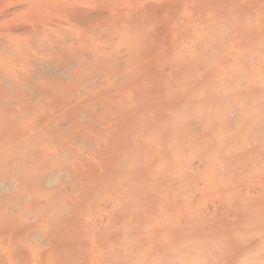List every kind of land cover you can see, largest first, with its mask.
<instances>
[{"label": "rangeland", "instance_id": "1", "mask_svg": "<svg viewBox=\"0 0 264 264\" xmlns=\"http://www.w3.org/2000/svg\"><path fill=\"white\" fill-rule=\"evenodd\" d=\"M87 30L90 32L86 33ZM111 30L126 31V35L120 31L115 36ZM91 34L102 36L94 44L97 48L93 49V44L89 47L94 56L102 60L107 54L113 60L121 56L117 59L122 61L118 64L121 67L115 65L116 69L112 65L116 73L106 60L97 61L94 57L95 67L91 61L93 68L90 66L83 75L86 81L91 80L87 89L78 90L67 83L71 88L64 86L60 76L59 79L51 76L49 81L38 76L41 72L32 57L54 60L58 46L68 47L78 38L90 39ZM120 34L127 37L122 39L124 42L120 41ZM103 38L106 43H102ZM40 40L48 48H42ZM53 40L66 41L56 46L58 41ZM110 41L114 44H109ZM50 44L54 46H50L54 54V50H49ZM100 47H104V54H100ZM44 48L49 51L45 56L40 55ZM34 53L35 57H31ZM5 75L11 77H6V81L13 79L26 89L34 88L31 83L45 81L44 90L41 83L37 86L39 104L35 106L37 101H31L26 106L31 107L32 113L24 106L30 116L23 113L18 117L17 111L5 105V94L8 97L9 93H1L9 90V86H0L7 88L4 91L1 88L0 103L8 113L15 111L12 118H19L17 123L5 119L8 113L5 120L0 117V121L3 119L0 132L8 131L11 124L7 123L22 128L27 124L32 127L34 121V126L38 127L41 121L42 126L48 124L51 131L57 130L59 125L55 128L52 125L80 103L83 104L79 107L91 110V117L80 126L67 125V133L65 127L61 128L68 144L60 137L62 146H57L60 139L57 135L54 137L58 141L51 139L50 144L41 138L45 146L39 145L45 151L39 153L41 160L35 166L42 169L45 161L58 168L61 161L56 155L62 153L59 149L64 144L72 145L69 139L78 135L71 142H74L72 151L70 146L65 147L69 152L62 148L66 163L62 160L59 167L72 172H66V180L61 177L62 184L38 190L32 179L30 188L26 184L28 179L26 182L19 179L21 187L17 185V190L0 195V264H264V0H0L1 85L5 83ZM94 76L99 80L106 78L97 83L92 80ZM52 77L54 81L50 83ZM56 79L64 85L60 83L58 87ZM48 83L56 94L65 87L76 92L73 97L78 90L81 94L73 97L78 104L72 100L75 103L72 106L70 97L65 95L57 100L59 95L49 94ZM9 84L11 87L13 81ZM14 86L9 98L20 99L18 104L10 99L5 101H10L15 109L23 106V96L30 97L25 103L38 96L30 95L28 90L23 92L26 95L18 93L22 86L15 91ZM61 91L63 94L65 90ZM43 103L49 104L45 111L48 104ZM20 109L19 112L25 111L23 107ZM92 113L100 114L96 116L98 120L103 117L98 123L100 128ZM21 117L32 122L28 120L30 123L22 125ZM105 120L111 126L116 123L111 129L120 128L123 138L133 134L136 125L135 137L120 139L118 133L111 131L109 136L116 138L109 141V136L106 139L97 130L110 133ZM90 121L96 125L91 127ZM86 130L93 132L95 139ZM143 130L145 133H140ZM20 134L15 136L18 139L23 136L21 139L25 140V135ZM82 134L93 139L88 141ZM137 137L140 142L134 144L139 139L133 138ZM88 142L91 146L86 148ZM38 143L34 141L31 145L39 148ZM94 144L105 146L111 153L101 149L99 152L105 153L106 158L96 159L93 152L97 154L96 150L102 146L92 148ZM119 146H123L121 150L128 148L129 153L122 151V154L120 148L117 151ZM75 147L79 152L75 153ZM154 155L157 161L152 159L156 158ZM119 159L132 166L133 161L139 160L144 167L139 168L137 163L131 171L122 173L123 167L115 172ZM71 160H76L79 167ZM94 169L98 172L92 173ZM154 169L159 171L154 173ZM1 175L8 173L1 170ZM30 230L38 231L39 235L28 237ZM37 242L42 244L38 246Z\"/></svg>", "mask_w": 264, "mask_h": 264}, {"label": "bare ground", "instance_id": "2", "mask_svg": "<svg viewBox=\"0 0 264 264\" xmlns=\"http://www.w3.org/2000/svg\"><path fill=\"white\" fill-rule=\"evenodd\" d=\"M93 31H94V29H93ZM97 32H101V31H99V30H96ZM106 31V30H105ZM104 31V32H105ZM121 32H122V34H124V35H126V31L124 32V31H122V30H120ZM120 31H118V32H116V30H115V33L117 34H119V33H121ZM86 33L88 32V30L87 31H85ZM89 32H90V30H89ZM88 32V33H89ZM107 32V31H106ZM124 32V33H123ZM83 33V32H82ZM111 33H112V35H114L115 33H114V30H111ZM85 34V33H84ZM115 34V36H117ZM122 34H120V35H122ZM91 35H93V36H91V38L89 39V38H86V37H84V38H81V39H77V41H76V43L75 44H73V43H71L68 47L66 46V47H62V46H58L57 47V52H55V50L54 49H52V50H54L53 51V54H54V52L56 53V58L53 60H51L50 58H49V60H47V61H44V60H40V59H37L38 57H36V59L35 58H33L32 56H34L35 57V53H34V55H31V57H32V59L35 61V63H36V66H37V68H39L40 69V74H38L39 72H37L36 70V74H38V76H41V77H44L45 78V80L46 81H49L48 79L51 77V76H56V78L58 77V76H60V78H63L64 80H62L61 79V81H63V83L65 84H63L61 81H58L57 79H59V78H57L56 79V81H57V86L59 87V85L58 84H63L64 86H66L67 84H72L71 86L72 87H74V88H77L78 90H81L80 88H86L87 87V85L88 84H91L90 82H91V80H88V81H86V79H83V75L84 74H86V72L88 71L89 72V69H90V66L92 67V65H94V60H93V58L94 57H96V60L98 61L99 59H101V58H97V55L96 56H94V53H93V50L91 51L90 50V48L89 47H91V44H93V46H92V48L94 49V46H95V48H97V45H94L97 41H100V39L102 38V36L101 35H96V36H94V34H91ZM124 35H122L119 39H120V41H122V39H125V38H127V37H125ZM86 36V35H85ZM101 38H100V37ZM119 36V35H118ZM117 38V37H116ZM89 39V40H88ZM113 39V38H112ZM115 39V38H114ZM45 40V39H44ZM44 40L42 41V40H40V41H42V42H40V43H42L43 45L45 44L44 43ZM106 40H108L109 41V38L107 37L106 38ZM117 40H118V38H117ZM116 40V41H117ZM126 40V39H125ZM55 43L58 41V40H53ZM52 41V43L54 44V42ZM63 41V40H62ZM61 41V42H62ZM66 41V40H65ZM65 41H63V42H65ZM105 41V39L103 38V42L102 43H106V42H104ZM113 41V40H112ZM38 42V43H39ZM59 42L60 41H58L57 43H56V46L59 44ZM60 42V43H61ZM115 42V41H114ZM122 42H124V41H122ZM39 43V44H40ZM51 43V44H52ZM88 43V44H87ZM100 43V42H99ZM98 43V45L100 46V44ZM49 45V50L51 49L50 48V46L52 47L53 45ZM86 44H87V48H86ZM97 44V43H96ZM107 44H108V42H107ZM109 44H114L113 42H111L110 41V43ZM108 44V45H109ZM47 45V44H46ZM46 45H44V46H42V48L43 47H45V48H48V45H47V47H46ZM105 45V44H104ZM103 45V46H104ZM40 46H41V44H40ZM54 47V46H53ZM38 48V47H37ZM44 48V51L43 52H41V54L40 55H44L45 56V53L47 54V52H49V51H47V49H45ZM89 48V49H88ZM103 48V49H102ZM99 49H101V51L102 50H104V47H100ZM99 49H98V53H100V51H99ZM41 50H43V49H41ZM45 50H46V52H45ZM52 50H50V51H52ZM97 50V49H96ZM36 51H39V50H36ZM104 51H102L100 54H104L103 53ZM51 53V52H50ZM97 53V52H96ZM95 53V54H96ZM97 53V54H98ZM107 54V53H106ZM113 54V53H112ZM99 55V54H98ZM114 55V54H113ZM126 55V54H125ZM124 55V56H125ZM100 56V55H99ZM98 56V57H99ZM103 56V55H102ZM107 56H109V57H107ZM118 56H120V55H118ZM105 58L102 60L103 62H105L104 60H106V62L109 64H107L109 67L110 66H112V65H114V67H115V65H117V66H119V67H121L120 65H118V64H120L121 62L120 61H118V60H120L119 58L121 57H117L116 59L114 58V60L113 59H111V57H110V55H106V56H104ZM126 58H127V56H126ZM132 58H133V55H132ZM132 58H131V60H132ZM118 59V60H117ZM30 60V59H29ZM100 60V61H101ZM127 61L128 59H124V61ZM91 61H93V63H92V65L90 64L91 63ZM96 61V62H97ZM99 61V62H100ZM131 62V61H130ZM98 63V62H97ZM96 63V64H97ZM127 63V62H126ZM126 63H124V65L126 64ZM129 63V62H128ZM99 64V63H98ZM97 64V65H98ZM96 65V66H97ZM107 65L105 66V67H107ZM126 65H128V64H126ZM125 65V66H126ZM99 67H100V65H98ZM97 66V67H98ZM103 66V68H105ZM124 66V67H125ZM94 67H95V65H94ZM113 67V66H112ZM114 67H113V69H114ZM127 67V66H126ZM125 67V68H126ZM93 68V67H92ZM91 68V70L92 71H94L95 69H97V68H95V69H92ZM108 68V67H107ZM106 68V69H107ZM116 68V67H115ZM109 69V68H108ZM112 69V70H113ZM117 69V68H116ZM90 70V71H91ZM105 70V69H104ZM120 70H121V68H120ZM106 71V70H105ZM121 71H123V70H121ZM120 71V72H121ZM30 73H33V71H29ZM107 72H110V71H106V73ZM29 73V74H30ZM110 73H112L113 74V72H110ZM114 73H116V70L114 69ZM118 73V75H119V72H117ZM122 73V72H121ZM28 75V74H27ZM33 75V74H32ZM105 75V74H104ZM109 75V74H108ZM114 75V74H113ZM31 77V75H28V77ZM93 76V75H92ZM96 76V75H95ZM94 76V77H95ZM100 76V75H99ZM120 76V75H119ZM6 75H5V83L4 82H2V83H4V85H1V83H0V86H5V87H8L9 86V90L7 89H3V87H0V91L2 92V90H1V88L3 89V91L4 90H6L5 92H3V93H1V94H4V93H9V95H10V93H11V90L12 89H10V88H12V86L13 85H15L14 87H16V89L13 87V89H14V91L15 90H17L18 89V87L20 88V86H22L23 84H18L17 83V81H16V83L19 85L18 87L16 86L17 84L16 83H14L15 81L12 79V81H13V85L10 87V84L9 85H7L8 83H12V81L10 80V79H7V81H8V83H6L7 81H6ZM86 77H87V75H86ZM89 77V76H88ZM87 77V78H88ZM92 78V80H96V82L98 83V81L97 80H99L97 77H95V78ZM104 77L105 76H103V78H102V76H101V80H104ZM121 77H122V75H121ZM2 78V77H1ZM7 78H11V77H7ZM25 78H27V76L25 77ZM43 78V79H44ZM91 78V77H90ZM97 78V79H96ZM106 78V77H105ZM115 78H116V76H114V80H115ZM23 79V78H22ZM22 79L20 80L21 81V83L23 82L22 81ZM32 78H30V80H31ZM1 80H3V79H1ZM35 80V79H34ZM45 80H43L42 82H40L39 81V85H40V83H41V86L40 87H42L43 86V89H41V90H44V81ZM65 80H67V81H69V83L67 82V81H65ZM101 80H99V81H101ZM52 81H54V78L52 77V80L50 79V83L52 82ZM55 81V82H56ZM65 81V82H64ZM36 82H38V80L36 81ZM59 82V83H58ZM103 82V81H102ZM20 83V82H19ZM50 83H48V89H49V87H51L50 86ZM67 83V84H66ZM94 83H95V81H94ZM94 83H93V85H94ZM106 83V82H105ZM28 84H29V82H28ZM28 84H26L27 86H28ZM32 84V86L34 85V88H32L31 86H30V88L29 89H26V88H23V86L21 87V88H23L21 91H19L18 90V93H20V92H24V90H28V92H29V94L31 95V94H33V95H37L38 94V96H36V97H38V98H36V97H34V98H36V100L32 97V99L29 101V102H27V103H25V101L24 100H26V101H28L29 99H30V97L28 98V97H25V96H23L22 98H25V99H22L23 100V102L25 103H23V110L25 109V107L26 106H29V104L31 103V101H37L38 102V99H39V93L38 92H40V90H39V88H37V86H39L37 83H35L36 84V86H35V84H33V83H31ZM47 84V83H46ZM46 84H45V87H46ZM108 84V83H107ZM92 85V84H91ZM67 86H69V85H67ZM96 86V85H95ZM58 87H57V90L59 91V89H58ZM89 87V86H88ZM99 87H101V84L99 85ZM105 87V86H104ZM52 88V87H51ZM49 89L50 90V92H49V94L51 93V95L52 94H55V95H59V96H57L56 98H57V100H58V98H60V100L62 99V97H63V95H65L66 96V98H68V97H70V100H71V103H70V101L69 102H67V107H69L68 105V103H70V104H73L72 106H74V104L75 103H72V100L75 98V96L76 95H78V93H79V91L77 90V94L75 95V96H73L72 97V95H74L75 93H73L74 91H72V90H69V89H67V90H69L70 92H72V94L70 95V94H68V93H70V92H68L66 89H65V87L63 88L62 87V90L64 91V92H66V93H64L63 91H61V92H63V94L62 93H60V91H59V93H54V90L55 89ZM69 88H71L70 86H69ZM74 88H72V89H74ZM107 88V87H106ZM87 89V88H86ZM90 89V88H89ZM93 89H94V87H93ZM96 89H98L97 87H96ZM100 89V88H99ZM98 89V90H99ZM102 89H104V88H102ZM30 90V91H29ZM83 90V89H82ZM98 90H96V93H97V91ZM101 90V89H100ZM108 90H110L109 88H108ZM8 91V92H7ZM10 91V92H9ZM13 91V92H14ZM51 91H53V92H51ZM75 91H76V89H75ZM90 91V90H89ZM107 91V90H106ZM105 91V92H106ZM42 92V91H41ZM56 92V91H55ZM82 92V91H81ZM104 92V91H103ZM102 92V93H103ZM25 93H27L26 91H25ZM25 93H23L24 95H26ZM44 93H45V91H44ZM84 93V92H83ZM82 93V94H83ZM90 93H94V92H90ZM0 94V95H1ZM29 94L27 95V96H29ZM43 94V93H42ZM62 94V95H61ZM66 94H68L69 96H67ZM79 94H81V93H79ZM8 95V94H7ZM9 95H8V97L6 96V94H5V97L4 96H2V98L4 99L3 101L6 103L5 105H9L8 107L10 108V107H12L15 111H17V116L19 117V115H22L23 113V116L25 115V114H27V115H29L30 116V114L32 113L31 112V107L29 108V107H26V108H28V111L30 112V114H28L29 112H27L26 110L27 109H25V111H26V113H25V111L23 112H19L18 110L20 109V108H18V109H15V106L13 107L12 106V103L11 104H9L10 103V101H12V102H14L15 103V101H17L16 103L18 104V102H19V100H16V99H14L15 101H13V99L12 98H9ZM86 94H84L83 95V98H84V96H85ZM98 95V94H97ZM19 96H21V94L19 95ZM46 96V95H45ZM44 96V97H45ZM88 96V95H87ZM99 96V95H98ZM52 97V96H51ZM93 98L95 97V95L94 96H92ZM26 98H28V99H26ZM42 98L43 97H41V100H42ZM65 98V103H66V101H67V99ZM91 98V97H90ZM97 98V97H96ZM9 100L10 99V101H8V102H6L5 100ZM12 99V100H11ZM34 99V100H33ZM49 101H50V99H48ZM89 100V99H88ZM87 100V101H88ZM97 100V99H96ZM49 101H48V103H49ZM52 101V100H51ZM74 101V100H73ZM82 101V100H81ZM86 101V102H87ZM91 101H93V100H91ZM95 101V100H94ZM0 102H2V99H1V97H0ZM3 102V103H4ZM34 103L35 104V106H36V104L38 105L39 104V102L38 103ZM42 102V101H41ZM53 102V101H52ZM58 102V101H57ZM74 102H76V101H74ZM95 102H97V101H95ZM48 103H43V105H47ZM77 104H78V102H76ZM104 103V102H103ZM16 104V105H17ZM26 104H28V105H26ZM32 104V103H31ZM81 104H83V103H80V105L79 106H81ZM94 104V103H93ZM98 104V103H97ZM11 105V106H10ZM13 105H15V104H13ZM95 105V104H94ZM3 106H4V104H3ZM2 106V103H0V108H1V110H0V117H3V119L5 118V119H7V121H12V120H15V121H17V123H19L18 122V117H13L12 118V116L14 115V114H12V113H15V111H10L11 112V114L10 113H8L9 111H8V109L6 110V108H4ZM25 106V107H24ZM30 106H32V105H30ZM42 106V105H41ZM55 104H54V108H55ZM62 106H63V104H62ZM65 106V105H64ZM78 106V105H77ZM77 106H75V108L73 109V111L70 113L69 111V114H67V115H64V116H62V118H61V120H59L60 122L58 123V124H54V123H52V124H54V125H52L54 128L56 127V126H58L59 125V128H57V130H59V133H57L58 131L56 130V129H54V131H51L50 129H49V125L48 124H45V122H44V124H45V126H42V124H41V121H40V124L39 123H37V125H38V127L37 126H34V122H32L31 121V119L29 120V119H26V121L24 120L25 118H22L23 119V121H21L22 122V125H23V122H24V125H26L27 123L26 122H29V121H31L33 124H32V127H31V125L29 126L28 124H27V127H22V128H24V129H26V131L25 132H27V134L25 135V134H23V129L20 127V126H18V124H12V123H7V124H11V125H9V129H8V131H7V129H4L3 130V132H0V133H3V134H0V195L1 194H5V193H7L8 194V192L10 191L11 192V190H14V189H16V187H17V185H18V187H21V184H22V182H21V180H24L25 182L27 181V179H28V183H26L28 186V188H30V183L32 182V185H34V187L36 188V189H38V190H41L42 188H44V187H48V186H55V185H57L59 182H61V180H62V178L61 177H66L65 175L68 173V174H71L72 172L71 171H66V170H68V169H64V168H60L59 166H61L62 167V160H63V156L65 155L66 156V152H69L70 150L69 149H66L65 147H69V148H71V151H72V149H74L73 147H71V146H74L73 144H74V142L73 143H71L73 140H75L74 138L75 137H77V139H78V135H77V133H74L75 131H72L73 133H71L70 134V136H72V134L73 135H77V136H72L73 137V140L72 139H69L70 140V144H72V145H69V146H65V144H64V146L63 147H61V149H59V150H61L62 151V153L60 154V152L61 151H59L58 150V152H59V154L60 155H58L57 153H56V151H55V153L57 154H54V155H56V156H54V158H53V160H54V163H56L57 164V162L58 161H56L57 159H59L60 161V163H61V165H59L60 163H58V168L57 167H54L53 168V166H55L54 164L53 165H49V164H47L45 161H44V164H42L41 165V167H42V169L41 168H38V167H36L35 165H38V161L39 160H41L40 158H41V155L39 154V153H41V154H44V151H45V147L43 148V150H42V147H41V145H39L40 143H41V138H46L48 141L47 142H49L51 139H57L56 137H54V136H56L57 135V137L58 138H60V137H62V136H64V134L63 133H65L64 131H66V127H67V125H69V124H71V123H73V126H74V124H77V126L79 125V124H82V123H85L86 121H88V119H90V117H91V110L90 111H88V110H85V109H83V108H81V107H77ZM22 107H21V109H20V111L22 110ZM49 108V104H48V106H46V107H44V111H45V109L46 108ZM94 106H92V108H93ZM95 107H97V105L95 106ZM4 108V109H3ZM91 108V109H92ZM102 108V107H101ZM3 109V110H2ZM11 109V108H10ZM30 109V110H29ZM38 109V108H37ZM39 109H40V111H41V109H42V107L40 108L39 107ZM39 109L38 110H36L37 112L39 111ZM96 108H94V110H95ZM98 109V108H97ZM43 110V109H42ZM54 110V109H53ZM65 110H66V108H65ZM67 110H69V108L67 109ZM94 110H92V111H94ZM32 111H34V110H32ZM97 111V110H96ZM35 112V111H34ZM61 112H63V110L61 111ZM67 112V113H68ZM98 112V111H97ZM96 112V113H97ZM8 113V114H7ZM19 113V114H18ZM21 113V114H20ZM48 113V112H47ZM7 114V115H6ZM35 114V113H34ZM45 114V113H44ZM49 114V113H48ZM93 114V113H92ZM6 115V116H5ZM9 115V116H8ZM11 115V116H10ZM15 115H16V113H15ZM36 115V114H35ZM35 115L32 117L31 116V118L33 119L34 117H35ZM39 115V116H38ZM37 115V117H39L40 118V114H38ZM43 115V114H42ZM56 115V114H55ZM60 115V114H59ZM98 115L100 116V114L98 113ZM98 115H94L93 114V116H95V118L97 119V117H98ZM5 116V117H4ZM61 116V115H60ZM92 116V117H93ZM97 116V117H96ZM138 115H136V118H138L137 117ZM44 117V116H43ZM42 117V118H43ZM58 117V116H57ZM16 118V119H15ZM18 118V119H17ZM27 118V117H26ZM29 118V117H28ZM36 118V117H35ZM95 118H92L93 120H96ZM102 116L101 117H99V120L97 121L96 120V123L98 124V123H100L99 121L100 120H102ZM3 119H2V121H3ZM4 119V120H5ZM10 119V120H9ZM41 119V118H40ZM140 119V118H139ZM21 120V119H20ZM19 120V121H20ZM29 120V121H28ZM34 120V119H33ZM36 120V119H35ZM42 120V119H41ZM48 120V119H47ZM46 120V121H47ZM137 120V119H136ZM2 121H0V122H2ZM38 121V120H37ZM43 121H44V119H43ZM39 122V121H38ZM91 122V121H90ZM102 123L104 122V121H101ZM30 123V122H29ZM46 123H48V122H46ZM96 123L94 122L93 123V121L91 122V123H89L90 124V126L91 127H93V126H95L96 125ZM105 125L107 126L108 125V121H106L105 120ZM136 123V122H135ZM0 124H2V123H0ZM4 125H5V123H3ZM87 124V123H86ZM114 123H112V126H111V123L107 126L108 128H110L109 129V132L110 133H104L103 134V132H105L104 131V129H97V130H99V133H102V136H104V138H106V136L108 137L110 134H112L111 133V131H113V134H115V133H118V138H123V136H122V133L120 134L119 132V130H120V128H117V129H115L116 130V132H115V130L113 129H111V127H113L114 125H113ZM137 124V123H136ZM138 124H140L141 125V122L140 121H138ZM20 125V124H19ZM39 125H41V126H39ZM99 125V127L98 128H100V124H98ZM97 125V126H98ZM140 125H138L139 127H140ZM3 126V125H2ZM17 126H18V129H17ZM33 126L34 127H36V128H34L33 129ZM80 126V125H79ZM88 126V125H87ZM101 126H104V125H101ZM115 126H116V123H115ZM114 126V127H115ZM137 126V127H138ZM20 127V128H19ZM65 127V129H63V128ZM105 127V126H104ZM104 127H102V128H104ZM138 127V128H139ZM31 128V130H29ZM64 130V131H62V132H60V130H62V129ZM69 128V127H68ZM70 128H71V126H70ZM69 128V129H70ZM81 128V127H80ZM95 128V127H94ZM97 128V127H96ZM108 128H107V132H108ZM0 129H1V125H0ZM12 129H16V130H13V132H11L12 131ZM87 129V128H86ZM91 128H89V130H90ZM137 128H136V125H135V130H136ZM6 130V131H5ZM18 130H20L19 132H18ZM53 130V129H52ZM80 130L81 129H78V131L80 132ZM83 130H85L84 128H83ZM96 130V132H98ZM101 130H103V131H101ZM118 130V131H117ZM134 130V132H133V134H131V135H128L126 138H123V139H130V138H132V136H134L135 137V134H136V131ZM5 131V132H4ZM50 131V132H49ZM55 131H57V132H55ZM82 131V130H81ZM87 131V130H86ZM91 131H92V129H91ZM95 131V130H94ZM144 131V130H143ZM140 132V131H138V132H140V133H145V131L144 132ZM24 132V133H25ZM52 132H55V133H52ZM68 131H66V133H67ZM88 132V131H87ZM86 132V134H88V133H91V132H88L87 133ZM137 132V133H138ZM20 133H22L23 135H25V140H23V139H21V137H23V136H21L19 139H18V137H16L17 135L19 136V134ZM82 133V132H81ZM93 133V132H92ZM92 133L90 134L94 139H95V137H94V135H92ZM140 133H139V135H140ZM147 133V132H146ZM62 134V135H61ZM98 134V133H97ZM96 134V135H97ZM16 135V136H15ZM21 135V134H20ZM68 135L69 134H67L66 135V138L68 137ZM84 135H85V133H84ZM83 134H82V136H84ZM89 135V134H88ZM87 135V136H88ZM86 136V135H85ZM84 136V137H85ZM112 136H116V135H111V136H109V139H111V140H109V141H112V138H116V137H112ZM131 136V137H130ZM156 136H157V134H156ZM155 136V137H156ZM65 137V136H64ZM71 137V138H72ZM89 138H87V137H85V138H87V140L89 141V139L90 140H92L93 138L92 137H90V136H88ZM111 137V138H110ZM146 138L147 136H143V138ZM85 138H83L84 140H85ZM103 137H101V139H102ZM120 138V139H121ZM21 139V140H20ZM39 139V140H38ZM62 139H63V137H62ZM62 139L60 138L59 139V141H60V143H59V141H58V139H57V141H58V143H57V146L59 145H61L62 146V144H61V141H62ZM76 139V141H78ZM106 139H108V138H106ZM120 139H118V140H120ZM136 139H139L138 137L137 138H133V141H135ZM32 140H34L35 142H37V141H39V143H38V145H39V148L36 146H34V144H33V146L35 147H32V145H31V143L32 142H34V141H32ZM45 140V139H44ZM52 140V141H53ZM64 140V139H63ZM87 140H85V141H87ZM118 140H115V142L117 141L118 142ZM131 140V139H130ZM154 140H156V138L154 139ZM26 143V145L29 143V141L31 142L30 144H28L27 146L25 145V143ZM75 141V142H76ZM145 141V140H144ZM28 142V143H27ZM45 142H46V140H45ZM56 142V141H55ZM62 142H64V143H66V144H68L69 142H68V140L67 141H62ZM68 142V143H67ZM80 142V141H79ZM114 142V141H113ZM116 142V143H117ZM140 142V139L137 141H135L134 142V144L135 143H139ZM156 142H158V138H157V141ZM24 143V144H23ZM42 143H44V141L42 140ZM41 143V144H42ZM51 142H49V144H50ZM78 143V142H77ZM84 143V142H83ZM111 143V142H110ZM22 144L23 145H25V146H22ZM56 144V143H55ZM53 145V147L55 146L56 147V145ZM80 144V143H79ZM29 145H31V147L29 146ZM42 145H44L45 146V144H42ZM85 145H87L86 146V148L88 147L89 148V146H91V142H88V143H85ZM112 145V144H111ZM116 145V144H115ZM153 145H155V144H153ZM157 145V144H156ZM51 145H49L48 147H50ZM78 146V145H77ZM93 146V145H92ZM97 147H99V146H102V148H100L99 147V149L97 148V147H95V144H94V146L92 147V148H97L98 150H96L99 154L100 153H103V152H99V151H101V149H102V151H107L106 153L107 154H110L111 152H109L108 150H106V148H105V146H103V145H96ZM118 146V145H117ZM47 146H46V148H48ZM123 147V146H122ZM121 147V148H122ZM158 147V146H157ZM157 147H155V148H157ZM31 148V149H30ZM40 149L41 148V150H40V152H39V150L38 149ZM58 148H60V147H58ZM65 149L66 150V152H64V150L63 149ZM76 148L77 147H75V150H76ZM114 148L116 149V147H114L113 146V150H114ZM119 148H120V146L118 147V149H117V151H119ZM121 148H120V151H121V153H122V151H124V153H129V152H127L126 150L128 149H126V148H124V149H122L121 150ZM37 149V150H36ZM50 149H51V147H50ZM49 149V151H51ZM83 149V148H82ZM91 149V148H90ZM158 149V148H157ZM156 149V150H157ZM57 150V149H56ZM68 150V151H67ZM74 150V151H75ZM78 150H80V148L78 149ZM92 150V149H91ZM131 150V149H130ZM87 151H88V149H87ZM90 151V150H89ZM115 152H116V150H114ZM128 151H129V149H128ZM133 152H134V150H132ZM136 151V150H135ZM155 151V150H154ZM158 151V150H157ZM157 151H155V152H157ZM38 152V153H37ZM52 152H53V149H52ZM77 152H79V151H77L76 150V152L75 153H77ZM84 152V151H83ZM91 152V151H90ZM133 152H132V154H133ZM74 153V154H75ZM93 153H94V155H93ZM92 153V155L96 158V159H100L102 156H103V158H106L105 156H106V154L105 153H103V155H98V153L97 154H95L96 152H93ZM157 153H160V152H157ZM157 153H154V154H157ZM39 154V155H38ZM73 154V155H74ZM84 154H85V152H84ZM115 157H117V154H114V152L112 153ZM111 154V155H112ZM123 154V153H122ZM152 154V155H151ZM49 155H51V153L49 154ZM52 155H53V153H52ZM73 155H70V153H69V156H73ZM82 155V154H81ZM88 155H89V153H88ZM92 155H91V157H92ZM112 155V156H113ZM119 155H121V154H118V156ZM150 155L151 156H153V153L151 152L150 153ZM67 157V158H70V157ZM90 156V155H89ZM99 156V157H98ZM150 156V157H151ZM57 159H56V158ZM93 157V158H94ZM124 157L126 158V155H124ZM154 157H156L155 155H154ZM47 158V157H46ZM52 158V157H51ZM76 157L74 156V159H75ZM108 158V157H107ZM110 158H112V157H110ZM159 158V157H158ZM44 159H45V157H44ZM49 159V158H48ZM47 159V160H48ZM152 159L154 160H156L157 159V157L156 158H153L152 157ZM46 160V159H45ZM51 162H52V159H49ZM77 160V159H76ZM71 160L72 162H74L75 161V163L77 164V161H79V160ZM102 160V159H101ZM104 160V159H103ZM158 160V159H157ZM156 160V161H157ZM56 161V162H55ZM64 162H65V160H63ZM68 161H70V160H68ZM125 161H126V159H125ZM130 161V160H129ZM139 161V160H138ZM137 161V163H139V164H137V163H135L134 161H133V165L134 166H132L131 164H127L126 165V163H124V161L123 160H121V159H119L116 163H117V166H116V169L117 170H115V172L117 171V172H119L120 171V169H122L123 167H124V169H122V170H124L122 173H124V172H128V171H131L133 168H135L136 166H138L139 168L141 167V168H143L144 167V164L143 163H141V162H138ZM63 162V163H64ZM37 163V164H36ZM49 163V162H48ZM66 163V162H65ZM131 163V162H130ZM151 164L153 163V161L151 160V162H150ZM159 163V162H158ZM45 164H46V166H45ZM69 164V163H68ZM72 164H74V163H72ZM79 164V163H78ZM77 164V165H78ZM135 164H137L136 166H135ZM141 164H143L142 166H141ZM156 164V163H155ZM64 165H66V164H64ZM159 165V164H158ZM158 165H156V166H158ZM45 166V167H44ZM67 166V165H66ZM109 166L110 165H108L107 166V169L109 168ZM146 166V165H145ZM19 167V168H18ZM21 167V168H20ZM44 167V168H43ZM67 167H69V165L67 166ZM66 167V168H67ZM79 167V165L77 166V168ZM125 167H127V169L125 170ZM160 167V166H159ZM72 168V167H71ZM22 169V170H21ZM72 169H74V172H75V168L73 167ZM96 169H98L99 171H101L100 169L101 168H96ZM118 169H119V171H118ZM1 170L2 171H4V174H6V173H8V175H6V176H3V175H1ZM71 170V169H70ZM103 170H105V169H103ZM111 170V169H110ZM109 170V171H110ZM121 170V171H122ZM137 170H139V169H137ZM156 172H154V173H157V171H159V170H157V169H154ZM96 170L94 169V171H92V173L93 172H95ZM105 171H107V170H105ZM67 172V173H66ZM73 172V173H74ZM98 171H96V173H97ZM100 173V172H99ZM98 173V174H99ZM104 173V172H103ZM103 173H101V175L103 174ZM97 175V174H96ZM100 175V174H99ZM72 177V176H71ZM74 177H75V174H74ZM96 177V176H95ZM98 177V176H97ZM146 177V176H145ZM19 179H21V180H19ZM26 179V180H25ZM30 179H32L31 180V182H30ZM65 179V178H64ZM76 179H77V177H76ZM66 180V179H65ZM140 181H143L142 179H139ZM138 180V182H140ZM77 181V180H76ZM75 181V182H76ZM117 180H115L114 182H116ZM132 180H130V182H131ZM21 182V183H20ZM74 182V181H73ZM72 182V183H73ZM137 182V181H136ZM19 183H20V185H19ZM132 183V182H131ZM133 183H134V181H133ZM133 183H132V185H133ZM59 184H62V183H59ZM65 184V183H64ZM135 184V183H134ZM138 184V183H137ZM136 185V184H135ZM61 186H63V185H61ZM70 186V185H69ZM72 186V185H71ZM17 187V188H18ZM33 187V188H34ZM58 187V186H57ZM59 187H60V185H59ZM32 188V187H31ZM49 188V187H48ZM17 190V189H16ZM15 191V190H14ZM7 194H5V195H7ZM11 194V193H10ZM12 195V194H11ZM2 198V197H1ZM5 199H6V197H5ZM2 209V208H1ZM0 209V210H1ZM31 215V214H30ZM28 216V215H27ZM31 216H33V215H31ZM30 217V216H29ZM39 234H38V231H34V230H30L29 231V233H28V237H31V238H34V237H37ZM40 244V243H39ZM38 244V242H37V245L38 246H40L41 244H42V242H41V244L39 245ZM44 246V245H43Z\"/></svg>", "mask_w": 264, "mask_h": 264}]
</instances>
